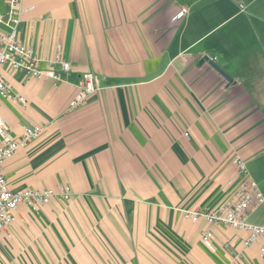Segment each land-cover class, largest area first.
Listing matches in <instances>:
<instances>
[{
	"label": "crops",
	"instance_id": "crops-1",
	"mask_svg": "<svg viewBox=\"0 0 264 264\" xmlns=\"http://www.w3.org/2000/svg\"><path fill=\"white\" fill-rule=\"evenodd\" d=\"M181 6L190 12L174 20ZM18 38L40 68L60 51L72 69L24 83L0 73L12 133L45 129L3 165L12 189L70 191L38 212L21 204L0 234V264H263L243 234L182 209L232 197L240 154L264 192V0H23ZM7 9L0 0V12ZM215 60L227 80L204 57ZM98 90L64 114L81 74ZM264 223V204L249 216ZM212 228L211 245L201 239Z\"/></svg>",
	"mask_w": 264,
	"mask_h": 264
},
{
	"label": "built area",
	"instance_id": "built-area-1",
	"mask_svg": "<svg viewBox=\"0 0 264 264\" xmlns=\"http://www.w3.org/2000/svg\"><path fill=\"white\" fill-rule=\"evenodd\" d=\"M7 9L0 12V68L8 67L24 73L23 81L28 83L33 79L51 78L62 82L65 77L62 72L72 69L71 62L62 58L60 51L49 60L50 67L40 68L41 58L32 45H26L18 38L19 25L24 13L23 0H5ZM190 12L188 6H181L174 17L178 20ZM77 91L64 110V114L74 112L84 107L89 96L98 90L97 76L86 71L81 74L76 85ZM0 97L7 98L21 105H27L25 96L18 94L7 83L0 73ZM44 122L28 125L19 135L12 133L3 115L0 113V234L7 231L18 216L21 204H26L35 212L53 201H64L70 196L69 190L55 191L50 188L39 189L25 187L12 189L3 173L4 163L12 158L20 148L37 139L45 129ZM233 163L238 170L240 181L235 194L214 208L182 209L184 217L194 223L205 220L211 226L229 227L243 234V248H259V256L264 264V223H253L250 214L264 204V192L252 178L246 162L240 154H236ZM202 241L211 245L212 228L205 229L201 234Z\"/></svg>",
	"mask_w": 264,
	"mask_h": 264
},
{
	"label": "water",
	"instance_id": "water-1",
	"mask_svg": "<svg viewBox=\"0 0 264 264\" xmlns=\"http://www.w3.org/2000/svg\"><path fill=\"white\" fill-rule=\"evenodd\" d=\"M208 61L220 74H222L227 80L232 81L233 78L228 74L215 60L210 59L209 57H204L202 62Z\"/></svg>",
	"mask_w": 264,
	"mask_h": 264
}]
</instances>
